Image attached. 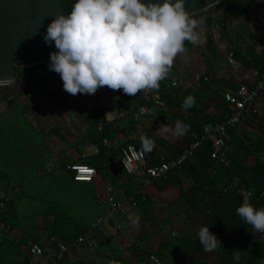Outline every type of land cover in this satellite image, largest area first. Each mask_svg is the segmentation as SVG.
<instances>
[{
  "label": "crops",
  "instance_id": "obj_1",
  "mask_svg": "<svg viewBox=\"0 0 264 264\" xmlns=\"http://www.w3.org/2000/svg\"><path fill=\"white\" fill-rule=\"evenodd\" d=\"M191 17L200 21V41L195 45L186 41L185 52L174 60L171 71L182 79L179 93L164 96L163 82L158 92H141L149 97L144 101L146 114L138 120L132 110L141 93L133 97L102 87L93 95H70L55 72L36 75L38 85L33 91L27 89L29 80L19 76L0 85V198L9 197L3 215L9 231L0 232V264H28V239L40 243L51 255L43 264H155L148 256L158 252L161 240L177 244L174 237L194 232L190 224L183 225L189 208L182 200L177 201L178 185L160 187L170 173L167 179L139 185L121 166V150L128 135L142 149V139L151 138L154 147L150 152L143 150L148 164H159L173 159L184 146L182 137L158 134L161 124L174 126L177 120H185L196 127L203 122H221L230 115L224 117L232 106L223 100L222 93L241 85L251 87L264 69V0H222ZM189 95L195 97L196 104L185 110L181 105ZM231 129L234 133H229L228 152L238 154L234 145L238 136L245 144H255L249 154L240 156L241 160L247 165L258 160V153H264V90L248 106L247 117L238 129ZM100 135L101 139L94 141ZM48 162L55 168L40 174ZM72 164L96 170L91 181L76 182L89 189L94 205L88 223L74 220L83 229L104 213L107 198L125 206L116 223L103 224L95 234L98 247L94 250L72 243L75 238L70 241L50 234V226L60 216L54 206L57 199L54 194L47 197L44 184L55 179L64 181L65 177L70 180L66 169ZM183 184L189 185L184 180ZM28 187L31 192L27 199L39 204L36 210L22 203L24 197L14 204ZM139 192L145 194L138 200L142 207L132 199ZM43 193L45 204L40 197ZM50 203L53 205L48 206ZM19 212L22 216L29 212L24 217L36 216L37 220H16ZM70 224V229L74 228ZM52 238L68 243V250L60 258L54 243H50Z\"/></svg>",
  "mask_w": 264,
  "mask_h": 264
},
{
  "label": "clouds",
  "instance_id": "obj_2",
  "mask_svg": "<svg viewBox=\"0 0 264 264\" xmlns=\"http://www.w3.org/2000/svg\"><path fill=\"white\" fill-rule=\"evenodd\" d=\"M199 28L200 21L191 17L185 0H76L67 15H55L43 39L55 45L49 70L60 75L68 94L93 95L107 87L135 97L158 92L177 55L185 52V42L199 43ZM195 104L189 95L181 106L187 110ZM185 133L180 120L158 129L161 136L180 138ZM142 147L150 152L154 141L145 137ZM236 215L255 232L264 233V208L244 200ZM196 236L206 252L221 244L205 225Z\"/></svg>",
  "mask_w": 264,
  "mask_h": 264
},
{
  "label": "trees",
  "instance_id": "obj_3",
  "mask_svg": "<svg viewBox=\"0 0 264 264\" xmlns=\"http://www.w3.org/2000/svg\"><path fill=\"white\" fill-rule=\"evenodd\" d=\"M73 4V0H63L62 7L69 13ZM18 69L20 70V67L16 68L17 76ZM169 94L171 92L164 89L163 95ZM223 100L225 101L224 97ZM231 111L230 108L224 117ZM204 123H200L196 127L191 124V134L189 137L183 138L182 143L187 145L196 139H201V126ZM228 131L234 133L231 128ZM101 137L102 135L94 141ZM235 137L237 143L234 145L235 148H238V154L232 153L231 150L227 151L229 165H221L212 159L210 143L203 141L201 147L195 149L191 157L187 158L179 167L168 172L170 173L168 179V176L160 177L167 179L162 180L161 189H164L168 184L178 185L180 188V196L177 201L182 200L189 208V211L184 215L183 225L190 224L189 227L194 229L193 233L189 232L174 237L177 244L161 240L158 252L153 255L163 264H264V233L255 232L250 225L244 224L236 215V208L244 201L242 196L236 190L223 191V187L229 183L233 176H236L239 180L238 184L249 192L247 198L249 203L254 208H264V160L256 158L254 163L245 164L240 156L249 154L255 144H245L246 142L242 138ZM242 148L243 151H241ZM66 171L70 172L72 181L80 182L73 179L72 170L66 169ZM183 180L189 185H184ZM144 195L141 192L134 195L132 197L134 203L137 205L139 197H144ZM138 204L142 207L140 203ZM58 218L55 217L56 221L50 226V234L61 239L71 241L84 228L75 221H67L65 225L56 224ZM70 223L74 228L70 229ZM202 225L208 226L210 232L221 243L214 251H204L196 236L197 230ZM165 250H167L166 253ZM160 255L164 257L161 259ZM236 255L240 256L239 260L234 258Z\"/></svg>",
  "mask_w": 264,
  "mask_h": 264
},
{
  "label": "built area",
  "instance_id": "obj_4",
  "mask_svg": "<svg viewBox=\"0 0 264 264\" xmlns=\"http://www.w3.org/2000/svg\"><path fill=\"white\" fill-rule=\"evenodd\" d=\"M233 62V60H231ZM49 59L25 65L20 67L18 76L23 79L29 80L27 89L33 91L37 89L38 74H51L53 71L49 70ZM164 84L165 90L168 92L179 93V86L182 84V79L179 74L170 72V75L165 80L161 81ZM6 83H0V85H7ZM264 90V69L258 74L253 85L251 87L238 86L232 90H226L223 92L225 101L232 106V111L224 120L218 123L205 122L201 126L202 138L196 139L187 145H184L182 150L173 159L165 160L159 164H148L146 154L144 150L133 144L128 135L126 144L121 150L120 164L123 169L135 177L139 185L147 186L157 178L165 177L166 174L173 168L179 167L187 158L191 157L194 150L201 147L203 141L210 143V157L221 165H229L228 158V140H229V128L238 129L242 122L247 117V108L253 102V100L260 95ZM148 94L141 93L137 96L135 102V110H132V116L135 120L140 119L146 114L147 108L144 101L148 99ZM143 101V103H141ZM183 125L186 129L185 135L182 138H187L191 134V123L183 121ZM101 124L98 128L101 129ZM258 159L264 160V153H258ZM55 168L52 162H48L44 168L39 171L40 174L50 172ZM68 169L74 172L73 179L80 180L85 178V181H91L96 174V170L84 164H72L67 166ZM85 169L87 171H81ZM238 178L233 176L229 183L223 187V191L236 190L244 200H247L249 192L246 188L241 187L238 184ZM9 197L0 198V232L9 231V226L4 219V213L7 209V202ZM99 201V200H98ZM106 207L104 213L98 216L89 227L78 232L72 243L76 245L85 244L90 249L94 250L98 247V242L95 234L100 231L103 224L116 223L119 213L125 211L124 203L117 201L113 198L106 199ZM50 243H54L56 249V256L58 258L68 250V243L65 240H58L52 238ZM26 246L29 252L28 264H43L51 258L50 254H47L44 247L35 240L28 239ZM149 259L155 264H163L156 256L149 255Z\"/></svg>",
  "mask_w": 264,
  "mask_h": 264
},
{
  "label": "water",
  "instance_id": "obj_5",
  "mask_svg": "<svg viewBox=\"0 0 264 264\" xmlns=\"http://www.w3.org/2000/svg\"><path fill=\"white\" fill-rule=\"evenodd\" d=\"M74 3L76 0H73ZM222 0H185L190 15L197 14ZM63 0H0V83L17 77V67L49 59L56 51L43 36L47 25L62 13Z\"/></svg>",
  "mask_w": 264,
  "mask_h": 264
},
{
  "label": "rangeland",
  "instance_id": "obj_6",
  "mask_svg": "<svg viewBox=\"0 0 264 264\" xmlns=\"http://www.w3.org/2000/svg\"><path fill=\"white\" fill-rule=\"evenodd\" d=\"M19 70V69H18ZM15 115H19L16 116L17 119H19L20 121L22 120V117L19 113V111L15 110L14 111ZM17 119H15L16 121H18ZM16 121H14L16 123ZM19 122V121H18ZM5 123H8L7 121H5ZM1 149L0 148V153H1ZM3 162V161H2ZM2 164V163H0ZM4 164H6L4 162ZM31 174H33V171H31ZM62 178V176H61ZM20 179V178H19ZM18 179V180H19ZM64 181L59 180L56 181V179L52 182H46L45 185V189L43 188V190H47L46 194L47 197H52L51 194H54V198L57 199V202L54 204L57 205L56 206V210L58 212V216H60L58 218V221L56 224H63L65 225L67 223V221H74L77 220V218H80L78 220L79 223L83 224V223H88L90 221V219H88L90 213H93V203H92V199L90 197L91 193L89 191V189H83L82 187H79L77 185L76 182L73 183V181L70 179H68L67 177L63 178ZM45 180V179H44ZM40 182L42 183L43 181L40 180ZM83 183V182H82ZM58 189V191H57ZM31 187L25 188L24 191L15 198L14 200V204L17 205L19 198L20 199H24V201H22V203L26 206L30 205L38 208L39 204L37 202H31L27 199V196L30 194L31 191ZM33 190V189H32ZM92 196V195H91ZM24 197V198H22ZM41 199L44 197V201L43 203L45 204L47 201V197L46 195H44V193L40 196ZM87 201V202H85ZM53 205L52 203H50L48 206ZM46 211V210H45ZM26 215H28L29 212H24ZM17 217L16 220L18 219L20 220H29V219H36V216L27 218L22 216L23 214L21 212L17 213ZM22 216V217H21ZM62 217H68V218H62Z\"/></svg>",
  "mask_w": 264,
  "mask_h": 264
},
{
  "label": "snow or ice",
  "instance_id": "obj_7",
  "mask_svg": "<svg viewBox=\"0 0 264 264\" xmlns=\"http://www.w3.org/2000/svg\"><path fill=\"white\" fill-rule=\"evenodd\" d=\"M81 171H87V170H85V169H81Z\"/></svg>",
  "mask_w": 264,
  "mask_h": 264
},
{
  "label": "bare ground",
  "instance_id": "obj_8",
  "mask_svg": "<svg viewBox=\"0 0 264 264\" xmlns=\"http://www.w3.org/2000/svg\"><path fill=\"white\" fill-rule=\"evenodd\" d=\"M82 180H85V178H82Z\"/></svg>",
  "mask_w": 264,
  "mask_h": 264
}]
</instances>
